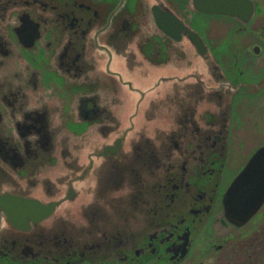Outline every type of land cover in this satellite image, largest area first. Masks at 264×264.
Returning <instances> with one entry per match:
<instances>
[{
    "label": "flooded vegetation",
    "instance_id": "af4514ba",
    "mask_svg": "<svg viewBox=\"0 0 264 264\" xmlns=\"http://www.w3.org/2000/svg\"><path fill=\"white\" fill-rule=\"evenodd\" d=\"M252 1L247 21L246 0L241 17L193 0H0V193L61 202L46 228L5 227L0 212V264H181L220 209L225 219L224 193L264 147V3ZM184 26L207 48L197 61ZM138 45L155 70L148 122L136 117ZM242 137L245 150L263 143L246 162ZM137 186L151 206L124 221L118 192L134 207ZM77 230L92 239L64 250ZM50 243L51 256L33 249ZM102 248L117 259L85 258Z\"/></svg>",
    "mask_w": 264,
    "mask_h": 264
},
{
    "label": "water",
    "instance_id": "95a60500",
    "mask_svg": "<svg viewBox=\"0 0 264 264\" xmlns=\"http://www.w3.org/2000/svg\"><path fill=\"white\" fill-rule=\"evenodd\" d=\"M246 1L249 14L247 21H250L254 16L255 3L252 0ZM193 2L195 7L203 12L219 13L229 16L241 17L239 7L240 5H242L243 0H193ZM161 14L163 15L165 20L167 14ZM173 16L174 15L169 13V18L167 19V21L176 23V19H173ZM160 28H162L165 33L174 35L173 32L167 27L166 29L165 26L160 25ZM180 29L181 32L185 31L188 35L190 41L183 42L182 45L187 49L188 55L194 58V61H197L196 55L207 54V48L203 44L201 37L197 36V33L193 32L190 28L187 29L185 26L181 27ZM180 39L181 34L178 33V37L175 41L179 42ZM136 56L138 57L135 79L136 117H139L140 119L144 118L148 122L149 119L147 117L145 118V114L147 115L150 112V109L148 108V103L151 96L149 89L153 80L155 79V70L149 63V61L144 59V54L141 52L139 45L136 48ZM142 100V103L145 104L146 107L139 105ZM220 111H222L224 114L228 113V116L224 118V120L227 121L229 119L230 111ZM156 143H158L156 151L158 153H163L164 149L161 147L162 142ZM151 189L152 188H145L140 186L136 187V205L134 207L128 206V190L125 188L119 190L118 193L122 192L127 195L122 199L119 198V206L120 208H122V217L124 221L132 222L134 219H136L137 222L139 218L143 220L146 217L145 211L151 206L150 198L148 196V193ZM155 189L157 192V188ZM60 203L51 202L49 204H45L37 200L27 201L25 199L14 197L9 194L0 193V212H4L7 216V221L3 223V225L5 227L9 225L17 231H27L30 228H34L38 225L44 228L49 227L54 222L53 215ZM222 203L224 207L225 218L231 224L238 228H241L248 224L258 214V212L264 205V147L256 152L248 165L245 166L244 169L233 180V182L223 195ZM136 222L133 226L136 225ZM82 234L83 230H77L75 231L73 237H67L65 239L61 238L59 239L60 245L63 246L64 250H69L73 247H76L80 252H82V241L87 243L90 239H92L91 236L89 237ZM142 234L143 233H141V235ZM49 239L50 238H46L47 241ZM93 239L94 242L97 243H100V240H103V238L101 237H96ZM67 240L69 243L67 245H64L63 242ZM41 246L42 245H36L33 249L42 250L43 252L40 254V256H51L55 245L50 243L45 244L42 247ZM187 247L188 244H184L185 249L184 252L182 251V258H185L188 255ZM86 253L87 255L85 258L88 257L87 259H91V257H94V254H96V256H99L101 254V256L103 257L111 254L112 252H107L105 251V248H102L101 250L95 249L94 252H91V254H89L88 252ZM19 255L20 254H18V256ZM77 255L79 256V252H70V257ZM20 257L30 259L31 255H20Z\"/></svg>",
    "mask_w": 264,
    "mask_h": 264
},
{
    "label": "rangeland",
    "instance_id": "374dc122",
    "mask_svg": "<svg viewBox=\"0 0 264 264\" xmlns=\"http://www.w3.org/2000/svg\"><path fill=\"white\" fill-rule=\"evenodd\" d=\"M259 1L264 3V0ZM237 115L241 116L239 121L242 128V130L240 129L241 133L247 135L244 132L247 128L246 120L244 121V118L247 117V111L245 112L244 107H242ZM256 141L249 148L251 149L250 152H254L257 147L263 144L261 140ZM245 144V137L235 142L234 155L240 151L238 155H242L244 159L249 151V149H244ZM234 173L236 174L237 171ZM196 237L194 248L181 264H264V206L248 224L241 228L228 223L220 209L218 215L213 216L203 231ZM111 258H115L113 254L103 257L101 254L99 256L94 254L91 260L103 263V259L108 261ZM112 264L116 263L113 262Z\"/></svg>",
    "mask_w": 264,
    "mask_h": 264
}]
</instances>
